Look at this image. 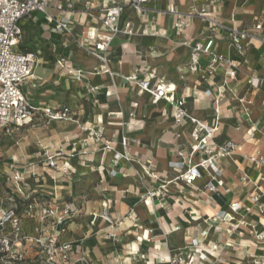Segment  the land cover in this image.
Returning a JSON list of instances; mask_svg holds the SVG:
<instances>
[{
	"label": "crops",
	"instance_id": "crops-1",
	"mask_svg": "<svg viewBox=\"0 0 264 264\" xmlns=\"http://www.w3.org/2000/svg\"><path fill=\"white\" fill-rule=\"evenodd\" d=\"M67 1L72 9L61 14L55 10L59 0H50L48 14L54 18L65 15L73 25L74 37L52 32V24L42 14L34 13L20 21V48L35 53L37 59L34 78L23 86V93L36 106L69 108L72 118L41 121L3 138L0 174L8 172V165L13 164L24 172L28 192H35L40 203L74 204L77 213L65 222L58 236L61 243L75 246L70 264H78L81 255L87 264H174L179 254L187 255L191 239H200L201 231L207 232L206 239L200 241L211 264L264 260V246L254 242L247 228L228 235L231 225L214 224L211 219L232 204L248 205L252 188L242 186L238 179L241 174L259 182V175L264 173V167L255 168L248 160L249 156L264 155V43L257 36L238 52L226 38L227 28L250 30L264 19V0H140L139 13L126 0H116L124 6L119 28L130 22L134 33L112 40L105 53L110 74L100 70L99 60L78 43L89 29H100L103 5L114 0ZM210 21L222 26L213 50L237 64L236 79L224 89L225 99L220 104L224 117L215 137L217 144L231 141L237 146L221 160L229 191L219 194H203L208 181L205 172L191 186L175 179L178 173L168 164L179 160L177 151L185 146L192 127L187 122L175 127L171 106L164 100L153 104L148 94L139 92L136 83L126 80L139 69L153 72L175 87V98L184 95L188 114L208 121L213 111L203 92L221 86L224 74L218 71L202 80L189 73L187 65L191 46L209 37ZM176 22L184 24L181 31L174 28ZM261 32L264 34V26ZM61 56L65 67L57 70L55 62ZM206 64L203 56L201 69ZM67 69L81 76L74 78ZM137 76L143 77L141 73ZM251 77L258 79L257 89L249 87ZM242 99L248 102L244 104L248 115L239 120ZM133 103L137 104L135 108ZM89 129L113 140L112 151L104 152L100 143H92ZM178 132L180 137L175 140ZM124 134L130 139L134 160L121 161L115 175H110L113 153L122 152L119 138ZM41 148L50 155L61 148L63 155L57 165L65 172L44 167ZM160 185L164 186V196L146 201L145 195ZM104 200H109L105 208L108 220L101 217ZM244 220L264 229V217L248 215ZM33 225L32 220H25L24 232L31 234ZM212 246H218L217 250L210 252Z\"/></svg>",
	"mask_w": 264,
	"mask_h": 264
},
{
	"label": "built area",
	"instance_id": "built-area-1",
	"mask_svg": "<svg viewBox=\"0 0 264 264\" xmlns=\"http://www.w3.org/2000/svg\"><path fill=\"white\" fill-rule=\"evenodd\" d=\"M137 13L140 12V0H126ZM104 14L100 18V29H89L84 39L78 46L83 48L88 54L94 56L102 64L100 70L109 73L106 69L107 59L105 53L108 51L113 39L119 35L131 36L134 33L132 24L125 22L119 28V19L123 9V4L114 0L110 5H103ZM50 0H0V144L3 138L11 136L14 132L33 127L37 123L44 121L59 122L69 121L72 113L67 107L54 108L49 106H36L23 93V86L33 80L36 66V55L31 51L20 48L23 35L20 21L30 17L34 13L44 16L46 22L52 24L51 31L59 35L70 38L74 37V29L70 20L65 15L51 17L48 14ZM72 9V3L67 0H59L55 10L64 13ZM203 11L200 12V15ZM184 24L176 22L174 28L181 31ZM264 26V19L255 24L252 29H237L230 27L226 29V38L231 46L238 52H243L251 41L260 39L264 43V34H261ZM222 26L210 21L208 30L209 37L202 43H195L191 46V53L187 71L199 79L212 77L218 71L224 74V82L217 89H207L203 96L211 101L213 115L208 121L199 120L186 112L184 109L185 98H175V87L166 83L162 78L155 77L153 72L146 73L144 70H136L126 80L129 83H136L139 92L150 96L153 104L164 100L173 109V124L180 127L186 122L192 127L185 146L177 151L179 160L170 162L169 168L178 173L175 179L181 180L185 185L191 186L193 181L202 178V172L208 176V181L203 185V194L227 193L223 172L220 167L222 159L229 157L237 148L236 144L226 141L223 144L215 142L216 134L220 129V123L224 115L220 111V104L224 96L226 84L236 79L237 64L234 60L217 54L214 50V39ZM260 32V33H258ZM260 34V35H258ZM92 44V48H89ZM207 58L206 66L201 69L200 59ZM65 67L64 57H59L55 62V68L62 70ZM142 74V79L138 74ZM67 74L74 78H79L80 72L67 69ZM110 74V73H109ZM153 81V82H152ZM258 79L251 77L248 85L252 89H257ZM93 91V89H91ZM240 109L239 120L248 115V109L244 107L245 100H239ZM137 106L132 104V108ZM132 117V114L130 115ZM88 139L92 143H100L104 152H111L114 141L105 139L99 131L88 130ZM179 132L174 135L177 140ZM130 139L127 135L119 138V145L122 152H114L111 160L113 167L110 175H115V168L121 161L133 162L130 154ZM41 161L49 171L65 169L58 168V159L63 155V150L59 148L53 154H49L46 148H41ZM196 159V160H194ZM249 162L255 168L264 167V155L257 154L248 157ZM102 170V169H101ZM102 171L98 170L101 175ZM32 175V173H31ZM146 175L151 179H156L155 175ZM242 186H250L252 189L248 196V205L235 203L228 207L227 211L216 213L211 219L214 224H229L226 233L247 228L248 233L254 242L264 246V229L258 228L257 224L246 223L244 218L248 215L264 217V173L259 175V182L252 181L246 174L239 176ZM24 172L19 168H14L13 164L8 165V172L0 174V264H70V258L74 253L75 246L70 243H61L58 240L59 233L63 226L75 213L72 202L58 204L40 203L35 192H28ZM164 186L160 185L156 190L148 192L146 201L152 198L163 197ZM109 200H104L101 204L103 208L102 218L108 220L105 215V208ZM33 221L31 234H26L23 230L24 221ZM200 239L205 240L207 232H200ZM240 235H242L240 233ZM198 238L191 239L187 248V255L175 257L174 264H211L202 252L201 241ZM226 245V244H225ZM218 246H212L210 252L216 251ZM78 264H87L85 256L81 255ZM253 264H264V260L255 259Z\"/></svg>",
	"mask_w": 264,
	"mask_h": 264
}]
</instances>
